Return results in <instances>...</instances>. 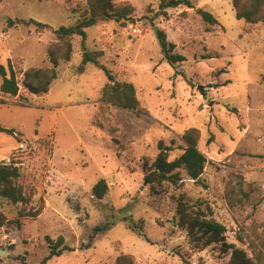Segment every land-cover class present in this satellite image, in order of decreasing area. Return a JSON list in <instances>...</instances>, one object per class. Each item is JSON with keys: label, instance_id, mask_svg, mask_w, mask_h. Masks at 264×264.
I'll use <instances>...</instances> for the list:
<instances>
[{"label": "rangeland", "instance_id": "obj_1", "mask_svg": "<svg viewBox=\"0 0 264 264\" xmlns=\"http://www.w3.org/2000/svg\"><path fill=\"white\" fill-rule=\"evenodd\" d=\"M112 1L132 5L131 19L88 27L85 47L102 51L99 60L115 78L134 84L142 112L101 99L109 80L92 62L78 71L77 35L47 93L23 85L25 70L51 66L54 29L89 15L87 0H0V62L12 67L19 84L16 96L0 93L9 102L0 103V125L21 138L0 131V150L3 161L19 166L17 183L32 195L27 205L0 198V209L13 219L21 208L44 206L38 217L21 219V227L0 228L3 264H21V255L38 264L50 251L46 236L54 241L60 235L76 250L46 264H118L122 255L133 264H229L230 251L221 243L192 245L177 224L179 200L224 224L227 244L264 264V24L238 19L232 0L166 8L162 0ZM199 8L217 23L204 20ZM10 19L50 27L10 26ZM159 31L183 60L168 61ZM191 127L199 129L198 148L207 159L199 181L180 169L177 183L151 188L145 162L156 158L160 141L170 148V160L179 157ZM101 178L109 189L98 199L92 188ZM105 222H113L111 228L82 249ZM136 225L141 229L129 228Z\"/></svg>", "mask_w": 264, "mask_h": 264}, {"label": "trees", "instance_id": "obj_2", "mask_svg": "<svg viewBox=\"0 0 264 264\" xmlns=\"http://www.w3.org/2000/svg\"><path fill=\"white\" fill-rule=\"evenodd\" d=\"M87 3L89 15H84L83 19L75 24L61 25L57 29H54L57 40L50 45L48 51L51 66L31 67L25 70L23 72V85L31 93H47L51 84L58 78L57 66L59 60L63 59L69 61L71 58L73 46L70 37L77 35L81 37L82 45V61L78 66V71L84 72L85 65L92 62L105 72L109 80L102 88L101 99L120 108L142 112L144 107L140 103L134 84L117 80L113 72L100 62L99 59L102 56V51H91L87 50L85 47L87 37L86 29L88 27L110 20L121 22L131 19L130 15L134 11V7L130 4L116 5L112 0H87ZM180 4H186L189 7L192 6L190 0H162L161 2V6L165 8L176 7ZM232 4L238 19H244L248 23L262 22L264 24V0H232ZM197 12L208 22L217 23L218 21L215 16L207 10L199 8ZM20 22L28 25L34 24L40 29L50 27L49 24L35 19H10L8 23L12 26ZM158 35L162 50L169 62L174 63L184 59L181 55L173 53L175 45L167 40L163 31H159ZM0 75L2 76L0 92L4 95H18L19 84L12 67H10L8 71L5 65L0 62ZM0 103L7 104L9 102L6 98L0 96ZM0 131L14 135L18 142L21 141V138L18 137L19 133L12 128L0 125ZM183 139L187 143V146L179 157L170 160L168 154L170 148L164 146L163 142L160 141L159 152L156 158L150 164L147 161L145 162L144 179L151 185V188L155 189L157 186H161L165 181L177 183L181 180L180 169H185L187 175L191 179L199 181L207 162L206 156L198 148V141L200 139L199 129L194 127L188 128L183 133ZM20 176V168L14 161H10L9 163L5 161L0 162V198L12 204L20 203L27 205L31 201L32 195L27 194L24 187L17 183ZM108 189V182L104 178H101L93 186L92 192L96 198L101 199L107 193ZM43 208V204L33 210L21 208L17 216L13 219L8 218L7 214L0 209V228L9 223L21 227V219L25 217H38L42 213ZM176 217L178 218L177 224L186 229L189 241L193 246L203 249L211 244L221 243L224 251H230L229 264H261L257 258L249 256L244 249L234 244H227L225 236L227 231L226 226L215 220L208 219L206 212L201 208L194 209L183 200H179ZM112 224L113 222H105L96 225L92 229L88 241L82 244L81 248L88 249L96 235L107 232ZM129 228L141 229V225L129 226ZM46 240L50 251L38 264H46L49 259L54 256H60L65 251L76 250L75 247L65 243V238L62 235L54 241L51 237L46 236ZM17 259L21 264H30L23 255L19 256ZM117 261L118 264H133V258L128 255L119 256ZM1 262L2 258L0 257V264Z\"/></svg>", "mask_w": 264, "mask_h": 264}, {"label": "crops", "instance_id": "obj_3", "mask_svg": "<svg viewBox=\"0 0 264 264\" xmlns=\"http://www.w3.org/2000/svg\"><path fill=\"white\" fill-rule=\"evenodd\" d=\"M1 93V92H0ZM2 94V93H1ZM2 95H4V94H2ZM5 97H8V95H4ZM12 137H14V136H12ZM4 156L1 154V150H0V162H2L4 159ZM3 159V160H2ZM5 261V259L3 260V262ZM3 262H2V264H3Z\"/></svg>", "mask_w": 264, "mask_h": 264}, {"label": "water", "instance_id": "obj_4", "mask_svg": "<svg viewBox=\"0 0 264 264\" xmlns=\"http://www.w3.org/2000/svg\"><path fill=\"white\" fill-rule=\"evenodd\" d=\"M4 250H1V252H3Z\"/></svg>", "mask_w": 264, "mask_h": 264}]
</instances>
